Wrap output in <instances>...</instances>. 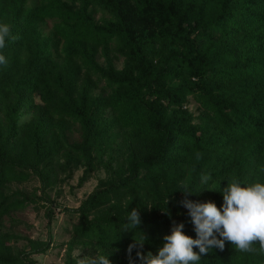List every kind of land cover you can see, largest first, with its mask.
Masks as SVG:
<instances>
[{
	"label": "trees",
	"instance_id": "16d2710c",
	"mask_svg": "<svg viewBox=\"0 0 264 264\" xmlns=\"http://www.w3.org/2000/svg\"><path fill=\"white\" fill-rule=\"evenodd\" d=\"M0 24L17 37L0 49V264H37L55 242L15 232L31 207L49 226L56 210L69 217L66 264L98 251L141 264L137 251L155 255L174 224L196 238L182 185L221 208L229 182L264 183V0H0ZM79 170L78 188L105 177L63 207L51 192ZM133 208L141 224L127 230ZM134 239L145 243L129 255ZM197 264L264 253L226 241Z\"/></svg>",
	"mask_w": 264,
	"mask_h": 264
},
{
	"label": "clouds",
	"instance_id": "9594fccd",
	"mask_svg": "<svg viewBox=\"0 0 264 264\" xmlns=\"http://www.w3.org/2000/svg\"><path fill=\"white\" fill-rule=\"evenodd\" d=\"M16 39L10 25L0 24V49H4L9 40ZM7 63L5 56L0 54V65L7 66ZM209 178L202 177V182ZM180 191L184 194L180 203L188 210L196 238L193 239L183 232V223L174 224L171 234L163 237L164 243L155 255L152 252L145 255L137 251L136 255L141 264H197L201 256L208 255L210 249L218 248L223 251L226 241L240 252L264 253V183L255 182L241 186L238 181L229 182L220 191L223 196L221 208L211 201L188 199L195 192L186 185H182ZM127 221V230L139 229L141 217L137 208L130 211ZM134 241L129 245V255L133 248L142 249L145 243L135 239ZM255 244L259 245V249L254 247ZM194 248L199 251H194ZM109 255L100 254L98 251L94 257L81 259L79 264H112Z\"/></svg>",
	"mask_w": 264,
	"mask_h": 264
},
{
	"label": "rangeland",
	"instance_id": "374dc122",
	"mask_svg": "<svg viewBox=\"0 0 264 264\" xmlns=\"http://www.w3.org/2000/svg\"><path fill=\"white\" fill-rule=\"evenodd\" d=\"M53 22L49 21L43 25V31L46 35L52 31ZM100 62H103L100 59ZM119 68L122 67V62H117ZM190 109L195 112L196 105L192 104ZM80 131L76 130L71 135V142L80 140ZM82 176V170L77 171L73 178L69 179L66 184L51 192L52 199L63 207L75 209L79 207L81 202L96 188L100 179L105 177V172H98L90 182L84 187L78 188L79 178ZM39 186V182L34 180L23 185H14V189L20 188L27 191H33ZM60 190V193L57 191ZM14 218L21 221L20 225L15 228V232L21 236L33 240H47L49 234L52 233L55 242L48 252L45 254L35 255L34 259L37 264H66V244L70 240V235L65 231V228L70 225V219L63 211L56 210L55 218L49 226V220L45 216V211H36L32 207L26 212L18 213ZM26 241L18 243V248H24ZM81 254L76 251L74 256Z\"/></svg>",
	"mask_w": 264,
	"mask_h": 264
}]
</instances>
